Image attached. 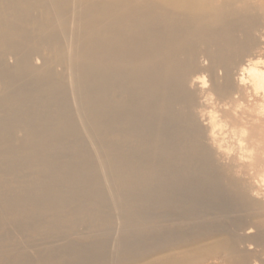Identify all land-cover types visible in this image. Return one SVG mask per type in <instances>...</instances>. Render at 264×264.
Segmentation results:
<instances>
[{"label":"bare ground","instance_id":"bare-ground-1","mask_svg":"<svg viewBox=\"0 0 264 264\" xmlns=\"http://www.w3.org/2000/svg\"><path fill=\"white\" fill-rule=\"evenodd\" d=\"M263 49L264 0H0V264H264Z\"/></svg>","mask_w":264,"mask_h":264},{"label":"rangeland","instance_id":"rangeland-1","mask_svg":"<svg viewBox=\"0 0 264 264\" xmlns=\"http://www.w3.org/2000/svg\"><path fill=\"white\" fill-rule=\"evenodd\" d=\"M260 61L263 63V64H262V67H263V66H264V49H263L262 54H261V56H260ZM263 68H264V67H263ZM58 70H60V68H59ZM261 252H264V246L255 249L256 257H257L258 254H260Z\"/></svg>","mask_w":264,"mask_h":264}]
</instances>
